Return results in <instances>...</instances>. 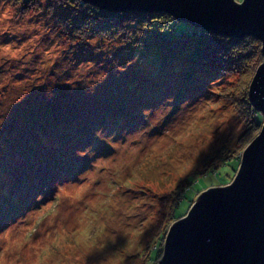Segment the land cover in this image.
Returning <instances> with one entry per match:
<instances>
[{
  "label": "rangeland",
  "instance_id": "rangeland-1",
  "mask_svg": "<svg viewBox=\"0 0 264 264\" xmlns=\"http://www.w3.org/2000/svg\"><path fill=\"white\" fill-rule=\"evenodd\" d=\"M76 4L0 0V264H157L170 225L232 182L243 151L220 162L262 129L248 90L263 56L236 58L251 38L218 39L229 55L150 50Z\"/></svg>",
  "mask_w": 264,
  "mask_h": 264
},
{
  "label": "water",
  "instance_id": "water-1",
  "mask_svg": "<svg viewBox=\"0 0 264 264\" xmlns=\"http://www.w3.org/2000/svg\"><path fill=\"white\" fill-rule=\"evenodd\" d=\"M84 1L110 11L166 12L225 36L253 35L264 57V0ZM248 98L264 116V58ZM187 215L170 225L157 264H264V124L232 182L200 192Z\"/></svg>",
  "mask_w": 264,
  "mask_h": 264
},
{
  "label": "trees",
  "instance_id": "trees-1",
  "mask_svg": "<svg viewBox=\"0 0 264 264\" xmlns=\"http://www.w3.org/2000/svg\"><path fill=\"white\" fill-rule=\"evenodd\" d=\"M27 1V0H26ZM241 2V1H240ZM239 3V2H238ZM76 6L78 7L77 9H81L83 11H87V9L92 10L94 13L98 12L100 15L99 17L104 18L106 17L108 20L105 21L109 25V30L113 31V33H116L117 35L120 34L121 36L123 34H126V31L130 29V31L137 32L138 34H142L144 36V40L148 39V48L150 50L157 51L159 42H163V44H166L168 46L169 43L176 44L178 47H182L184 49H187V46L190 45L192 49L195 46H202L205 47L207 46L206 49L210 50L212 52H217L220 54H226L229 55L232 50H237L240 48L239 46H247V39L251 38L252 41L256 45H254L255 49L249 48V52H244L241 54H238L236 58H243L246 57L247 55H252L254 53H261L263 56V52L260 48V43L256 39L255 36L253 35H244L243 37H235V36H224L218 33H213L210 32L206 29L200 28L199 26L194 25L193 32L192 34H179L175 30V25L179 21H184L182 19H179L177 17H173L172 15L166 13V12H161V11H142V10H124L120 12H113L104 8H100L90 2H85L84 0H77ZM103 12V13H102ZM102 13V14H101ZM104 14V15H103ZM101 20V19H100ZM160 27V28H156ZM147 30V32H144ZM115 34V35H116ZM158 35V36H157ZM162 39V40H158ZM220 39L223 43H227L226 41L229 42L230 46L233 45L232 43H235L238 48H231L229 46L224 45L223 43L219 44ZM245 42V44H244ZM248 42V43H249ZM261 42V41H260ZM214 46V49L213 46ZM251 45V44H250ZM145 46V45H144ZM201 48V47H199ZM260 49V52L258 50ZM143 50L146 51V49L143 47ZM159 51V49H158ZM198 52V51H197ZM233 55V54H232ZM243 56V57H242ZM233 58V57H232ZM264 58V57H263ZM242 60H240L241 62ZM251 84V83H250ZM250 87V86H249ZM245 97L247 99V93L245 94ZM250 102V101H249ZM244 103V102H243ZM242 103V104H243ZM248 105V100L246 101ZM241 104V105H242ZM242 110L244 113V118H242V121H245V126L247 127V130L250 128L257 130L258 128V123L259 119L256 117L254 121H252L250 118H245L246 116L249 115V111L246 107L242 106ZM247 110V111H244ZM258 114H256L257 116ZM248 138L247 136L241 135V137L238 140V145L236 149L232 152L231 155H228L222 159L220 163L226 164L230 161H237L238 160V154L243 151L245 146L248 144ZM220 161V160H219ZM214 166H221V164H216L211 166V168ZM213 169V168H212ZM217 169V168H216ZM214 172V170H213ZM189 179V178H188ZM190 182V181H189ZM188 216V215H187ZM185 216V217H187Z\"/></svg>",
  "mask_w": 264,
  "mask_h": 264
}]
</instances>
